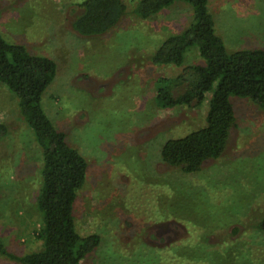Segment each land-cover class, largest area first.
<instances>
[{"label": "rangeland", "instance_id": "rangeland-1", "mask_svg": "<svg viewBox=\"0 0 264 264\" xmlns=\"http://www.w3.org/2000/svg\"><path fill=\"white\" fill-rule=\"evenodd\" d=\"M83 1L0 0L3 39L56 64L42 107L87 162L73 216L80 235L98 234L102 243L81 264L159 262L140 246L164 256L196 247L203 264H264L257 229L264 217V111L231 96L236 125L222 156L195 174L165 165L160 150L167 140L206 126L207 103L173 109L155 103L157 79L202 64L194 48L181 67L150 60L168 37L188 28L191 8L177 2L141 20L134 15L140 0H122L117 26L87 38L71 28ZM207 9L227 52L264 49V0H209ZM0 123L8 127L0 142V239L21 257L42 245L36 236L42 157L17 99L1 84ZM0 264L18 263L0 256Z\"/></svg>", "mask_w": 264, "mask_h": 264}, {"label": "trees", "instance_id": "trees-1", "mask_svg": "<svg viewBox=\"0 0 264 264\" xmlns=\"http://www.w3.org/2000/svg\"><path fill=\"white\" fill-rule=\"evenodd\" d=\"M208 1L140 0L134 9V15L141 20L152 18L177 2L187 4L192 11L188 28L168 37L150 59L155 67H181L191 48L197 49L202 59V64L184 68L173 79L161 77L156 84L155 103L162 109L199 107L207 103L206 126L185 137L167 140L160 150L162 163L185 174L198 173L205 163L224 153L236 125L231 96L247 99L264 111V49L227 52L215 33ZM78 7L80 13L73 19L71 28L87 38L113 29L126 9L122 0H84ZM55 75L56 64L51 59L33 55L23 45L7 43L0 35V84L17 99L19 114L33 132L42 157L37 197L42 227L36 235L41 248L18 257L9 253L0 239V256L18 264H81L102 243L98 234L82 236L76 229L73 206L77 192L85 185L88 166L42 107V98ZM7 133L8 127L0 123V142ZM257 229L264 235V217ZM140 247L155 254L159 259L157 264L204 263L196 247H175L176 254L166 256L152 247ZM98 261L114 264L111 258Z\"/></svg>", "mask_w": 264, "mask_h": 264}]
</instances>
